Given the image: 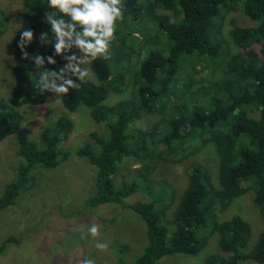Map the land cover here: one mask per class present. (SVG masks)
Here are the masks:
<instances>
[{
  "label": "trees",
  "instance_id": "obj_1",
  "mask_svg": "<svg viewBox=\"0 0 264 264\" xmlns=\"http://www.w3.org/2000/svg\"><path fill=\"white\" fill-rule=\"evenodd\" d=\"M238 1H242L241 7ZM122 2L124 20L118 23L126 27L130 22L145 25L150 11L157 6L176 7L180 17L159 25L170 45L165 49L151 47L139 62L131 76L132 98L105 103L108 91H123L130 76L119 54L114 60L110 56L107 60L93 61L90 68L98 83L89 79L77 81L80 87L69 90L60 100L68 113L76 111L81 104L86 106L91 118L102 123L107 131L106 136L91 133L97 148L86 142L76 149V154L96 169L95 193L86 204L116 202L130 208L144 221L146 244L131 264H156L173 254L195 255L214 235L223 254L210 257L208 264H240L244 260L264 263V0ZM229 11L240 14L242 11L256 23L252 27L235 25L232 28L231 35L240 51L224 60L221 78L199 82L194 89L181 86L178 77L185 66L203 67L206 61L215 64L223 53L226 47L224 14ZM53 12L48 8V0H32L31 11L21 13L26 24L17 30L13 39L14 83L9 105L0 111V141L15 132L16 154L21 160L14 178L0 194V210L34 185L36 167L54 168L69 156L60 147L73 129L69 117H58L39 131L37 140H31L17 131L19 117L15 115V109L23 104L39 105L46 100L47 92L41 94L34 87L39 71H59L66 64L62 56H54L55 65L47 64V57L54 54V46L40 42L42 33H48L49 40H54L45 16ZM3 13L0 9V34L5 28ZM29 29L33 31V40L25 45V51L30 57L40 54L46 60L43 68L35 71L34 61L23 59L18 47L22 32ZM160 109L164 110L163 114L148 128L133 127L143 114H156ZM206 146L212 147L216 157V177L201 162H191L188 183L172 212L170 228L166 211L175 201L174 189L166 180L152 179L149 168L160 160H179ZM128 157L141 165L138 174L130 182L115 187L113 176ZM250 189L263 228L255 244L246 249L252 235L250 223L238 214L223 220L218 218ZM135 191L145 193L148 200L125 204L123 198ZM209 210L214 211L212 220L206 219ZM11 240L15 239L10 236L0 244V252Z\"/></svg>",
  "mask_w": 264,
  "mask_h": 264
},
{
  "label": "rangeland",
  "instance_id": "obj_2",
  "mask_svg": "<svg viewBox=\"0 0 264 264\" xmlns=\"http://www.w3.org/2000/svg\"><path fill=\"white\" fill-rule=\"evenodd\" d=\"M238 2L241 7L242 1ZM31 7L32 0H0V9L7 17L4 19V31L0 34V111L9 105L14 83L13 39L17 30L26 24L21 13L30 12ZM179 17L178 8L165 9L157 6L152 8L143 26L132 25L130 22L129 27H126V24L118 23L110 56L114 60L122 54L130 76L127 77L128 82L123 91H108L106 104L133 97L134 85L131 76L139 62L151 47L165 49L170 45L159 25L165 20L171 22ZM253 24L256 23L251 22L242 11L241 14L239 11L226 12L223 23L226 47L223 53L215 64L206 61L203 67L198 64L185 66L178 77L181 86L194 89L199 82L221 78L224 60L240 51L231 35L232 28L235 25L252 27ZM73 53L81 55L75 48L71 54ZM82 67L89 68L92 73L89 80L98 83L90 65ZM37 69L35 65L33 71ZM54 99V94L47 92L46 100L42 104H23L15 109V115L19 117L17 131L23 132L31 140H37L39 131L60 116L69 117L73 122V129L60 143V147L69 152L67 160L54 168L36 167L33 172L34 185L22 191L12 204L0 210V244L10 236L15 239L7 242L3 252H0V264H80L85 258L94 260L95 264H131L146 244L144 221L130 208L116 202L87 205L86 201L95 193L96 169L87 159L76 154V149L86 142L97 148L91 133L106 136V128L91 118L86 106L81 104L76 111L68 113L61 101L57 103ZM162 112L164 110L160 109L156 114H143L133 127L148 128L153 121L161 117ZM253 115L256 116L257 112ZM17 147L15 132L0 141V194L6 183L14 178L21 160L16 154ZM193 161L204 164L213 178L216 177L217 162L211 146L192 152L179 160H160L149 168L152 179L166 180L174 189L175 201L166 211V221L170 228L172 212L187 186L188 169ZM140 166L132 158H125L113 176L114 186L130 182L138 174ZM253 194L250 189L243 196L236 198L225 214L218 218L223 220L238 214L250 223L252 235L246 249L255 244L263 228L258 209L252 202ZM147 197L142 191H135L124 197L123 202L131 204L138 200H148ZM213 217L214 211L209 210L206 219L212 220ZM92 224L99 226L100 234L96 239L88 235V228ZM82 236L84 238H81ZM216 237L212 236L206 246L195 255H168L156 264H208L210 257L223 254L217 247ZM97 241L106 243L107 249L98 250L95 247ZM240 264L259 263L244 260Z\"/></svg>",
  "mask_w": 264,
  "mask_h": 264
},
{
  "label": "clouds",
  "instance_id": "obj_3",
  "mask_svg": "<svg viewBox=\"0 0 264 264\" xmlns=\"http://www.w3.org/2000/svg\"><path fill=\"white\" fill-rule=\"evenodd\" d=\"M48 8L54 10L53 14L45 13L48 23L51 24L54 40H49L48 33H42L40 42L51 43L54 46V54L47 57L48 64H56L54 56H62L66 64L59 71L48 69L39 71V79L34 87L41 94L53 93L56 97L54 101L59 103L69 90L80 87L77 81L91 79L90 69L82 65H90L100 58L110 59V47L116 39L118 22L124 20V5L122 0H48ZM32 40L33 31L24 30L18 44L22 58L31 59L37 68H43L44 56L34 54L30 57L25 51V45ZM74 48L78 49L81 55L77 56L75 53L66 55ZM183 131L181 128L182 134ZM99 234L98 225L92 224L88 228V235L93 239ZM95 247L105 251L108 245L97 241ZM80 264H95V261L85 258Z\"/></svg>",
  "mask_w": 264,
  "mask_h": 264
}]
</instances>
